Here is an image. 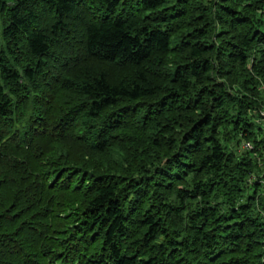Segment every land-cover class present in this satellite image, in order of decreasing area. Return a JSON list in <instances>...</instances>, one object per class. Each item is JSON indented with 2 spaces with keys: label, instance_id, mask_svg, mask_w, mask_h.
Listing matches in <instances>:
<instances>
[{
  "label": "trees",
  "instance_id": "16d2710c",
  "mask_svg": "<svg viewBox=\"0 0 264 264\" xmlns=\"http://www.w3.org/2000/svg\"><path fill=\"white\" fill-rule=\"evenodd\" d=\"M263 150L264 0H0V264H264Z\"/></svg>",
  "mask_w": 264,
  "mask_h": 264
},
{
  "label": "rangeland",
  "instance_id": "374dc122",
  "mask_svg": "<svg viewBox=\"0 0 264 264\" xmlns=\"http://www.w3.org/2000/svg\"><path fill=\"white\" fill-rule=\"evenodd\" d=\"M78 34H75L74 35V38L76 39ZM31 112L30 108L28 110V114ZM28 114H26V117L23 119V121H21L20 123L17 124L18 127H24L25 126V123H26V118L28 116ZM228 148H229V145H228ZM233 152L236 153L237 156H240L241 153H244L248 150H252L253 149V145L250 141H247V140H241L239 142H232L230 143V148ZM254 155H258L257 153H254ZM259 166L262 168V170L264 171V150L262 151V160H260L259 162ZM261 171L259 174H255V175H252L249 177V182H262V178H261ZM263 189L264 190V180H263Z\"/></svg>",
  "mask_w": 264,
  "mask_h": 264
}]
</instances>
